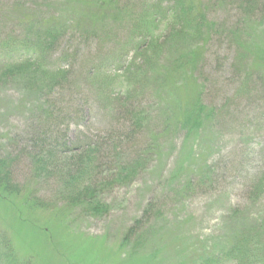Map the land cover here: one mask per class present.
<instances>
[{"label":"rangeland","instance_id":"obj_1","mask_svg":"<svg viewBox=\"0 0 264 264\" xmlns=\"http://www.w3.org/2000/svg\"><path fill=\"white\" fill-rule=\"evenodd\" d=\"M151 1L119 0L101 9L96 0H0V42L22 40L35 32L32 25L40 30L43 22L44 29H61L65 38L48 63L71 74L64 89L40 100L17 84L0 86L1 151L18 160L14 180L49 208L28 203L23 195L0 192V264H10L6 261L10 248L17 264H184L192 261L194 248L218 245L246 222L264 227V198L256 203L248 196L264 170V71L254 67L250 56L245 64L237 61L241 47L246 53L258 47L264 60V26L258 24L261 19L246 20L240 0H204L215 32L205 47L200 72L188 80L185 68L167 90L171 111L182 114L185 101L194 102L201 94L203 103L216 109L215 117L200 134H170L160 141V153L139 178L109 188L104 195L111 207L106 218L88 217L57 202L62 190L58 178L73 168L77 152L56 155L47 162L48 176L35 175L29 152L31 141L43 130L67 147L98 141L102 177L113 167L115 152L129 153L125 161L130 153L143 152L151 144L149 134H132L125 105L153 114L155 97L163 94L147 88L125 104L109 96L118 92V82L105 78L92 83L93 71L101 64L102 73L115 74L112 62L118 73L131 62L129 41L137 22L143 20L148 26L144 11ZM252 26L253 38L242 46L232 39V32L245 31L247 36L251 32L246 29ZM166 103L164 98L158 104L165 108ZM48 111L57 117L50 121ZM155 126L154 122L148 128L152 131ZM202 180L198 192L188 191L193 181ZM149 202L168 203L163 209L166 218L152 220L154 236L141 251L132 253L123 246L124 234ZM53 206L57 209H50Z\"/></svg>","mask_w":264,"mask_h":264},{"label":"trees","instance_id":"obj_2","mask_svg":"<svg viewBox=\"0 0 264 264\" xmlns=\"http://www.w3.org/2000/svg\"><path fill=\"white\" fill-rule=\"evenodd\" d=\"M96 2L100 4L101 9H108L119 0H96ZM203 2L205 1L161 0L158 3L152 0L153 4L150 3L144 11L148 26L142 23L143 20L137 22L132 42L129 41L134 56L131 62L124 66L122 73L116 70V62L111 63L115 74H108L112 73L111 70L106 74L102 73V64L101 68L93 71L96 81L92 83L100 84L102 80L105 81V78L119 83L118 92H113V94L110 92L109 96H114V100H125V104L133 100L135 96H141L140 92L144 93L147 88L163 94L162 97L161 95L154 96L157 100L152 106L153 114L149 109L140 110L139 107L128 108V105H125L133 129L132 134L147 133L151 138V144L147 145L143 152L130 153V157L124 161V155L129 156V153L116 155L114 149V158L111 152L114 159L113 167L110 170L107 168L108 174L102 177L103 163L100 155L103 151L98 141H85L81 146L75 143L72 147H67L60 138H53L48 130L41 131L35 137L36 139L31 141L30 159L35 175L39 178L48 176L47 162L56 155L78 153L75 155L76 161L73 168L68 171L64 170L65 173L58 178L62 190L57 202L64 204V209L78 210L96 219L106 218L111 211L108 202L104 200L106 191L117 183L126 185L139 178L146 171L149 161L160 153V141L167 140L170 134L183 131H186L188 135L200 134L213 120L217 111L203 103L201 94L194 102L185 101L186 107L180 114L182 110L171 111V96L167 91L173 84V78L175 79L173 86L176 85V79L185 68H187L185 79L188 80L195 79V75L197 76L200 72L202 55L208 40L215 32V24L206 17L207 5L204 6ZM165 3L168 7L163 8L162 5ZM239 5L245 7L240 8V11L246 20L253 22L261 19L258 24L264 26L262 22L264 21V0H240ZM24 23L27 24L28 21L25 20ZM44 24L45 22L39 27L40 30L38 28L35 30L32 25L31 29L35 32L24 36L22 40L13 39L11 43L5 44L0 42V86L17 84V86L24 87V93L36 95L38 100L44 99L54 90L64 89V85L71 76L70 71L65 67L51 68L48 63L58 42L65 38V33H60L63 31L61 29H44ZM166 31H168L167 34H165ZM246 31L251 33L246 36L245 31L239 34L232 32V39L240 45L252 39L253 26L247 28ZM199 49L201 53L198 52ZM181 51H186L185 56L181 54ZM258 53V47L255 51L248 53L241 47V50L237 52V61L245 64L250 56L255 61L253 62L254 67H258V71L261 69L264 71V60H261L262 56ZM167 61L170 65L166 64ZM164 98L167 101L165 108L159 106V104L162 105L161 101H164ZM111 100H109L110 104H113ZM46 117L51 121L57 115L48 111ZM154 122L156 126L151 131L148 125ZM63 145L66 147L63 148ZM10 155L4 154L0 148V192L23 195L29 201L28 203L49 209L44 202L33 198L31 191L25 190V187L14 180L13 166L18 160ZM204 183V180L193 181L188 191L193 189L198 192ZM248 196L256 203L264 198V170L254 179ZM167 204L149 202L141 217L126 230L123 246L132 253L141 251L150 239L149 237L154 236L152 220L154 223L166 218L164 210ZM50 209H57V207ZM246 224L247 226L243 224L238 232L225 240L220 239L217 242L218 245L211 244L201 249L194 248L191 251L192 261L184 262V264H264V227L261 224L249 225L247 222ZM9 252L11 254L6 256V261L10 264H17L18 260L14 253L12 255V248ZM10 255H12V260ZM0 258H2L1 255Z\"/></svg>","mask_w":264,"mask_h":264}]
</instances>
